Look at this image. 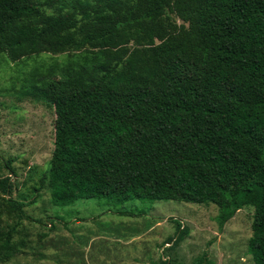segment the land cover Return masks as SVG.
<instances>
[{
  "label": "trees",
  "instance_id": "16d2710c",
  "mask_svg": "<svg viewBox=\"0 0 264 264\" xmlns=\"http://www.w3.org/2000/svg\"><path fill=\"white\" fill-rule=\"evenodd\" d=\"M58 2L49 14L40 0H0V54L74 52L24 92L55 108L54 205L214 204L220 231L253 207L248 250L264 264V0ZM12 188L0 179L9 216L22 219ZM15 231L1 262L16 256ZM188 234L178 223L176 242ZM195 264L215 263L204 254Z\"/></svg>",
  "mask_w": 264,
  "mask_h": 264
},
{
  "label": "rangeland",
  "instance_id": "374dc122",
  "mask_svg": "<svg viewBox=\"0 0 264 264\" xmlns=\"http://www.w3.org/2000/svg\"><path fill=\"white\" fill-rule=\"evenodd\" d=\"M40 1L48 3L43 9L49 14L61 7L58 0ZM69 55L74 52L14 62L0 54V179L10 177L13 184L6 198L25 205L22 219L18 212L9 216L0 190V245L15 227L11 243L17 250L7 262L1 259L11 252H0V264H195L204 254L215 264H254L248 250L253 207L238 211L220 231V209L214 204L103 198L54 205L55 108L24 92L35 72L61 66ZM178 223L189 230L180 243Z\"/></svg>",
  "mask_w": 264,
  "mask_h": 264
}]
</instances>
